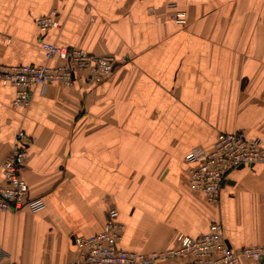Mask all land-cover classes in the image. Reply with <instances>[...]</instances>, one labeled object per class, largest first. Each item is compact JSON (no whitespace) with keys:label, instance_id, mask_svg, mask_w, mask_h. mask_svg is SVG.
Returning a JSON list of instances; mask_svg holds the SVG:
<instances>
[{"label":"crops","instance_id":"1","mask_svg":"<svg viewBox=\"0 0 264 264\" xmlns=\"http://www.w3.org/2000/svg\"><path fill=\"white\" fill-rule=\"evenodd\" d=\"M52 8L61 25L42 33ZM40 39L119 63L97 84L33 85L25 109L0 83V158L17 130L33 136L20 174L44 202L0 210V264L69 263L73 236L99 232L111 206L125 249L164 250L213 222L233 249L264 244V164L229 171L216 203L186 182L187 154L219 132L264 146V0H0V63L53 64Z\"/></svg>","mask_w":264,"mask_h":264},{"label":"built area","instance_id":"2","mask_svg":"<svg viewBox=\"0 0 264 264\" xmlns=\"http://www.w3.org/2000/svg\"><path fill=\"white\" fill-rule=\"evenodd\" d=\"M170 5H174L171 3ZM172 18L185 24V14L177 11ZM36 25L43 33L59 28L60 21L55 8L36 18ZM39 47L46 61L53 64L0 63V83L15 87L12 106L25 109L31 99L33 85L61 84L71 87L84 81L97 84L105 80L119 63L111 54L95 55L81 48L58 45L40 39ZM34 142L33 136L17 130L10 153L0 158V210L36 212L44 207L41 198L28 195V185L20 174L28 152ZM186 161L189 163L186 182L189 188L202 195L205 200L218 202L219 193L229 171L240 166L264 164V146L256 138L246 136L242 131L219 132L207 149L191 150ZM122 224L118 211L111 206L106 211L102 229L88 236H73L74 258L67 264H245V260L264 262V244L231 248L223 235L222 225L213 222L209 229L199 236L179 232L175 245L164 250L142 252L119 246ZM1 264L16 263L7 258Z\"/></svg>","mask_w":264,"mask_h":264}]
</instances>
